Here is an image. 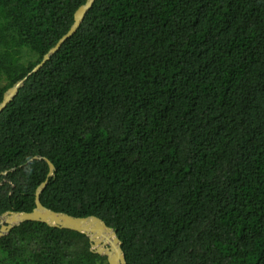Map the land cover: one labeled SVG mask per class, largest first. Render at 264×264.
<instances>
[{
    "label": "trees",
    "instance_id": "trees-1",
    "mask_svg": "<svg viewBox=\"0 0 264 264\" xmlns=\"http://www.w3.org/2000/svg\"><path fill=\"white\" fill-rule=\"evenodd\" d=\"M85 0H0V101ZM95 215L127 264H264V0H95L0 111V214ZM6 171L5 174L1 172ZM0 264H108L26 220Z\"/></svg>",
    "mask_w": 264,
    "mask_h": 264
},
{
    "label": "water",
    "instance_id": "water-1",
    "mask_svg": "<svg viewBox=\"0 0 264 264\" xmlns=\"http://www.w3.org/2000/svg\"><path fill=\"white\" fill-rule=\"evenodd\" d=\"M94 1L95 0H85L76 8L73 13V21L67 31L58 38L56 43L48 49V51L42 56V59L35 64L26 75L16 80L3 92L0 101V111L15 96L18 89L23 86L28 76L32 72L37 71L50 58V56L60 48L62 43L77 30ZM39 158H43L47 163L48 172L45 179L34 191V207L30 211L8 210L0 214V237L4 236L12 227L18 225L22 221H42L49 226L69 228L86 234L90 242V249L99 255H104L108 264H127L121 248V242L117 237L115 230L109 227L101 218L95 215L74 216L68 213L54 211L41 203L40 194L46 186L49 177L53 175L54 165L48 158L40 157L38 155L32 156L29 161ZM1 173L5 174L6 171ZM103 228L111 230L112 236L109 237L105 235V233H103ZM105 238H107L106 242Z\"/></svg>",
    "mask_w": 264,
    "mask_h": 264
},
{
    "label": "bare ground",
    "instance_id": "bare-ground-1",
    "mask_svg": "<svg viewBox=\"0 0 264 264\" xmlns=\"http://www.w3.org/2000/svg\"><path fill=\"white\" fill-rule=\"evenodd\" d=\"M103 233H105V235L107 236H112V231L111 230H108V229H104L103 228ZM107 241V238H105V242Z\"/></svg>",
    "mask_w": 264,
    "mask_h": 264
},
{
    "label": "rangeland",
    "instance_id": "rangeland-1",
    "mask_svg": "<svg viewBox=\"0 0 264 264\" xmlns=\"http://www.w3.org/2000/svg\"><path fill=\"white\" fill-rule=\"evenodd\" d=\"M2 83V81L0 80V84Z\"/></svg>",
    "mask_w": 264,
    "mask_h": 264
}]
</instances>
